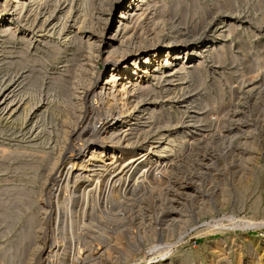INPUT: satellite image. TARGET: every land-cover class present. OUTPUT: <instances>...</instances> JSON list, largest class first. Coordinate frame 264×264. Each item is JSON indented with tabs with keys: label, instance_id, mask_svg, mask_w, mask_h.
I'll use <instances>...</instances> for the list:
<instances>
[{
	"label": "rangeland",
	"instance_id": "1",
	"mask_svg": "<svg viewBox=\"0 0 264 264\" xmlns=\"http://www.w3.org/2000/svg\"><path fill=\"white\" fill-rule=\"evenodd\" d=\"M50 2L35 6L33 11L22 12L23 15L20 13L19 18L15 17L18 20L10 26L6 20L0 22V264H24L28 249L32 248L34 255L31 264H99L98 260H92L95 256L91 252L82 255L80 259L76 258V247L81 246L85 241L84 227L81 228L80 234L71 238V232L75 231L78 225L86 224L87 220L90 222L92 219L87 202L83 201V193L89 184L77 186L72 179L74 174L65 171L62 175L59 173L57 175V169L50 173L46 169L48 160L60 150H64L62 153L66 157L71 154H84L85 159H82L87 160L88 152L99 148L102 150L105 146L100 140L102 132H97L101 128L91 127L87 132L79 130L84 122L82 120L84 115L74 122L73 125L76 126H71L68 130L79 132L77 134L79 136L63 138L62 121L58 114L62 105L68 100L67 92L70 86L63 75L66 66L63 62L72 57L73 50H65L60 38L51 28L54 27V21L61 9L67 8L71 2L73 4L77 2L76 0ZM91 2L94 10H97L99 0H91ZM153 2L155 4L149 6L138 20L139 24L133 31L134 38L141 36L152 44L153 41L163 42L167 38L177 41L191 40L196 34L194 40L206 37L209 33L207 37L212 39L218 29L224 32L208 50L193 59L194 62L191 63L193 65L196 63L194 70L166 78L164 81L150 79L149 86L152 89L145 96V101L140 102L137 108L145 105L144 108L153 109L155 115L151 125L170 128L168 131L176 129L180 135L188 139L179 142L178 147L173 148L169 157L171 162L168 161L169 164H166L167 175L155 176L156 178L152 179L148 173L152 172L151 167L155 168L158 161L151 164L144 180L147 178L149 185H152L150 184L152 181L156 186L152 187L156 190L150 193L148 185L140 183L142 186L137 185L139 189L135 187L129 194L125 192L124 197L121 195L115 204L112 202L113 206L107 202L108 205L102 215H108L106 211L109 208L111 218L108 222L107 220L103 222L108 229L105 228V231L101 227L98 229L100 253L111 249H114L115 253L118 250L111 264H129L134 261L137 264H151L157 261L171 262L177 250V254L188 257L190 264H196L197 259H208L213 240L228 237L227 248L239 250L242 258L249 248V241H258L260 250L257 254L261 256L264 253V249L262 250L264 228L246 227V229L242 220L264 219V0H154ZM142 27L143 29H139ZM151 29H155L153 33ZM221 51L223 55H220ZM174 54L169 51L166 70H174L170 68ZM215 55L218 60L215 59ZM193 73L197 75L194 76ZM63 108L66 109L65 105ZM91 112L94 118L99 114L98 109ZM143 113L141 115L146 117L147 113ZM146 126L139 121L136 132L143 129L149 137L153 136ZM128 128L119 135L113 134L112 139L109 138L110 141H105L107 150L110 149L111 143H114L116 136L118 139H126L127 132L129 134L131 132ZM248 129L252 133L251 136ZM117 138L115 140H118ZM250 140L256 146L251 147V151L245 145L251 143ZM79 146L82 150L85 149L76 152ZM245 151L249 152V158L252 159L246 166L254 171L252 175L243 172L247 175L245 178L248 181L254 179L252 181L255 183L252 189L244 193L240 201L236 182L241 175V162L246 157ZM62 160L60 165L64 162ZM106 160L105 157L100 163L101 166L94 168L96 172L102 171L104 163L108 164ZM248 168L247 172L250 171ZM111 172L114 176V171ZM127 173L123 178L128 182L121 178L122 180L116 182V185L124 188L128 187V183L131 184L133 172ZM169 176L173 177H170L172 180L168 178ZM172 184L177 187H188L187 191L190 194L196 186L202 197L190 196L185 200L183 197L174 196V202L178 205L176 208L183 212L181 214L183 219H188L187 223L185 220L180 225L184 227L180 230H184H177L178 232L172 236V243L168 241L164 247V239L158 236L153 239L144 238L145 240L141 237L143 234L148 235V222L156 224L153 228L159 230L160 227L157 226L165 219L170 196L174 194L175 186ZM112 185L114 186V179L108 180L103 187L104 194L110 191L112 193L114 189ZM144 187L147 190L143 189ZM221 190H224L225 203L219 208L217 196ZM80 194H82L81 198H79ZM203 199L213 207L211 219L208 216L201 218L197 214L195 208L199 205L197 203L204 201ZM101 204L103 205V202ZM250 206L260 208V212L256 215L251 214ZM215 222L222 225L221 231L208 232L205 236L199 237L194 235L196 229L204 223L212 226ZM23 235H26V238ZM117 239L121 246L116 245ZM152 244H157V247L159 245V248L162 244L160 251L159 248L156 249L157 251L149 250ZM222 246L224 247L225 244ZM122 247L128 249L127 255L120 254ZM123 248L121 250H124ZM86 255L90 257L87 259ZM171 264L184 263L174 260Z\"/></svg>",
	"mask_w": 264,
	"mask_h": 264
},
{
	"label": "bare ground",
	"instance_id": "2",
	"mask_svg": "<svg viewBox=\"0 0 264 264\" xmlns=\"http://www.w3.org/2000/svg\"><path fill=\"white\" fill-rule=\"evenodd\" d=\"M49 1L53 2V0H1V2H0V15H2V17L0 16V22H2V21L4 22L6 20V22L10 26V25L14 24V21L16 22L18 20L20 13L27 12V11L30 12L35 6H40V5L46 4ZM153 1L154 0H99L100 4L98 5L97 10H94V6H92L91 0H76V2H77L76 4H73V2H71L67 8H65L63 10L61 9V11L57 14L56 19L54 21L55 22L54 27L51 28V29H53L55 34L60 38L61 44L63 45V48L65 50H67V49L73 50L72 57L70 56L71 57V58L69 57L70 59L67 58V61L63 62L66 65L65 70H63V75L65 76V80H68V81H66L67 84L68 83L70 84L68 92H67L68 100L64 104L66 109L63 108L64 105H62V109H61V111H59V114H58V116L61 118V121H62L61 123H62V129H63V132H62L63 138L67 139V137L79 136V135H77V134H79V132L78 133H76L74 131L69 132L68 130L70 129L71 126H76V124L73 125L74 122L78 121V119H80L81 116L84 115L82 117L83 118L82 120H84V122L82 123L79 130L80 131L85 130L87 132V129L91 128V127H94L95 129L101 128V130L97 131V132H102V134H101L102 137H100L101 138L100 140H101V144H105V146L102 148V150L99 148L97 150L95 149L96 151L88 152L89 159H87V160L82 159L85 157L84 154H81V153H80L81 155L80 154H76V155L71 154V155H69V157H66V155L62 153L64 150L63 151L60 150V151H58V153L55 156L53 154L52 158H50V160H48L49 164H48V161L46 160L47 161L46 165L48 164V167H46L44 165L46 167L48 173L53 172L54 170L57 169V175H58V173L60 175H62L65 171L69 172L71 174H74L72 179L75 180L74 184L77 183L76 184L77 186H79V185L84 186V185L89 184L88 186H86L87 189L83 193V201L87 202L86 204L88 206V210L90 211V213L92 215V219L90 220V222H88V220H87L86 224L78 225L76 230L71 232V238H74L77 234H80L79 232H80L81 228L84 227L86 230L84 243L81 244V246L78 245V247H76L77 248L76 258L77 259H80L82 257V255H85V254L91 252V254H93V256H95L94 259H92V260H98L99 262L98 261L97 262L99 264H111V260H112V258L114 260V254L118 250L115 253H114V249L113 250L111 249L108 252L100 253V250H101L99 247V245H100L99 241L100 240L98 239V237L100 236L98 234V229L101 227V229H103V231H105V228H107V227H105L103 224L105 223L106 220L108 222L109 221L108 219L111 218V217H109V216H111L108 212L110 210L109 208H108V211H106V214H108V215H102L103 211L106 209V205H108L107 202H109V204H112V202H114V204H115V202H117V200H119L118 198L121 197V195L123 196V194L125 192H126V194H129L130 190H133L135 187L138 188L140 183L141 184L143 183V185H145V184L148 185L147 188H148L150 193L152 190H154V189L156 190V188L152 187V186H155L152 183V181L150 183L152 185H149V182H147L148 179L145 178V180H144V177H146L147 173L149 172L151 164L154 161H158V163L155 165V168L152 169V167H151L152 172L148 173V175L149 174L151 175L150 177H152V179H155L156 178L155 176H159V175L163 176V174L167 175L166 164L169 161V157L172 154V150H174L173 148L178 147L177 145L179 142H184L188 139V137H184V136L180 135L178 133L179 131H177L176 129H173L172 131H168L170 128H165V127L158 126V125L155 127V125H151V122L153 124V117L155 115L153 112V109L150 110L149 108H144V107H146L145 105H144V107L137 108V105L140 104V102L145 101V96H147L150 92V89H152V87L149 86L151 84L150 79L152 78V80H154V81H158L159 79L164 81V79H166V78H171V77H174V76L180 75V74L182 75L185 72L189 73V71H191L195 67L194 65H196V63L194 65L191 63V62H194L193 59L198 57L202 52H205L206 50H208L209 46L212 43H214L216 39L223 36L224 30L218 29L217 31H215L217 33L215 34V36L212 37V39H210V37H207L210 34L209 33L206 37H203V38L198 39V40H194V38L197 37L196 36L197 34L196 35L194 34L195 37L193 36L194 38H191V40L188 38L189 40H186V41H184V40L177 41L176 39L167 38L166 41L160 42V41L156 40V41H153L152 44L151 43L149 44V42L145 41L141 36H139V38L135 37L137 39V40H135L134 35H133L134 34L133 31L135 30V26L139 24L138 20L141 18L142 14L146 12L148 7L151 6L152 4H155ZM94 5H96V4H94ZM184 13H182V14H184ZM22 15H23V13H22ZM16 16L18 17L17 19L15 18ZM144 16L146 17V15H144ZM14 19H16V20H14ZM146 19H147V17H146ZM210 22H211V20H210ZM139 29H143V27L139 28ZM149 30L150 29H148V31ZM154 30L155 29H151L152 33ZM230 30L231 29H229V32H230ZM141 31L142 30H140V32ZM193 32H195V31H193ZM141 33H143V32H141ZM226 33H228V32H226ZM154 35H158V34L154 33ZM160 44H162V45L160 46ZM216 48H217V46H216ZM169 51L170 52L172 51L173 53H175L173 56V60L170 61V68H172L174 70H170V69L166 70L165 69V67L168 64V58L170 57ZM220 55H223V52ZM215 59L218 60L217 56ZM68 65H70V66H68ZM201 67H203V66H201ZM197 71H199V70L197 69ZM197 74L193 73L194 76ZM197 77H199V76H197ZM167 83H168V81H167ZM153 100H154V98H153ZM134 104H135V106H134ZM59 106H61V104ZM119 106L121 107V109ZM128 106H129V108H128ZM94 109H98V111H99L98 112L99 114L98 115L96 114L97 116L95 115V118H94L93 113L91 112ZM129 109H131V111H129ZM143 112L147 113L146 117L141 115ZM143 114H145V113H143ZM139 121H142V124L147 125L146 127L148 129L147 128L146 129L149 130V132H151V134H153V136L149 137V134H147V133L145 134L143 129H141V130L139 129L140 131L136 132V128L138 127ZM128 127H130V128L132 127V128L129 129ZM76 128H78V126ZM126 128L129 129L128 131H131L130 134H129V132H127L128 135L126 136V139H123V140L120 138L118 139L116 136V138L118 140H115L116 139L115 138L114 143H111V145L109 146L110 149L107 150L108 147L106 146V142L110 141L109 138L112 139L113 134L119 135L121 131H124V129L127 130ZM249 129H248V131H249ZM250 131H251V129H250ZM243 132L245 133V131H243ZM251 132H250V136L252 135ZM189 133H191V132H189ZM124 134H125V132H124ZM181 134H182V132H181ZM238 134L239 133H237V136H238ZM244 135H246V134H244ZM241 136H243V135L241 134ZM118 137H120V136H118ZM204 138H206V137H204ZM91 139H93V138H91ZM193 140H196V139H193ZM203 140H205V139H203ZM206 142H207V140H206ZM229 142H231V140ZM243 142H245V141H243ZM245 145L248 146L249 149L251 147L255 146L252 143V141H251V143L249 142L248 144L245 143ZM230 146H231V144H230ZM78 148H80V149H78ZM78 148H76V150H75L76 152L77 151L78 152L83 151L85 149V148H83V150H82V147H80V146ZM247 149H246V151H248ZM246 151L244 152L245 153L244 156H246V157H244L243 162H241L242 168L240 170V174L242 175V177H239V176H241V175H239L237 182H236V184L238 186L236 191L238 194V200H240V201L242 200L244 193L247 190L252 189L253 184L255 183L252 181L254 179H251L248 181V179L245 178L247 176V175H245L246 173L252 175L253 171H254V169L251 171V168L249 166L248 167L250 168V171L247 172V170H246L248 168L246 166V164L251 163V161H252V159L249 158L250 157L249 152L246 153ZM250 151H251V149H250ZM234 155H237V154H234ZM105 157L107 159L106 161H108L107 162L108 164L104 163L102 166V169H101L102 171L96 172L95 167L98 165L101 166L100 163L103 159H105ZM123 157H124V159H123ZM62 159L64 160V162L62 164L63 166L60 165V161ZM178 159H179V157H178ZM171 160L173 161V159H171ZM86 162L87 163L89 162V164H85ZM169 162H171V161H169ZM176 164H178V163H176ZM168 166H167V168H168ZM245 166L247 168H245ZM249 168H248V170H249ZM170 169H168V171ZM112 170L114 171V176H112V173H113V172H111ZM129 171L133 172V176H131L132 177L131 184L128 183L129 184L128 187L127 186L124 188L122 187L123 188L122 189L121 186L119 187L118 185H116V182H118L121 178H123L124 175L126 176V173ZM241 171H242V173H241ZM243 171L245 172V174ZM89 173H90V175H89ZM168 173L171 174L170 172H168ZM161 176H159V177H161ZM170 177H172V176H169L168 178L171 179ZM110 179H112V180L114 179V186L112 185L114 187V189H113L112 193L108 189L110 191V193L104 194L103 187L107 183V181ZM152 179H150V180H152ZM123 180H124V178H123ZM159 180H161V179H159ZM126 181H127V179H126ZM141 184H140V186H142ZM180 185H182V184H180ZM183 185H185V184H183ZM73 186H75V185H72V187ZM173 186H175V185H173ZM79 189H81V188H79ZM143 189H145V187ZM174 189H175L176 193H175ZM174 189H173L174 194L173 193L171 194V196H170L171 200H169L167 210H165L166 217L161 222H159L160 224L157 226V227H160L159 230L158 231L154 230L153 226H155L156 224H154L153 222L152 223L148 222L149 230H147V231H149L150 233L148 232L147 233L148 235L142 233L143 235L141 238L153 239V237L158 236L159 238L164 239V241H165L164 247H165V245L167 244L168 241L170 242V244L172 243L171 242L172 236L178 232L177 230H180L181 227H183V226H180V225H182V222H184L186 220V223H187L188 218L183 219V216H181V214L183 212L179 211L176 208V207H178V205H177V203L174 202L175 201L174 196L177 195V197L180 196V198L183 197V199L186 200V198H188L190 196L193 198L202 197V194L199 192V189L196 186L193 188L192 194L188 193L187 190L189 188L186 186H178V187L175 186ZM106 190H107V188H106ZM145 190H147V189H145ZM133 191H131V192H133ZM219 193H220V191H219ZM80 195H79L80 196L79 198L82 197V194H80ZM223 196H224V190H221V193L217 196V201H218L217 207H219V208L223 207V205L225 203V202H223V199H224ZM193 198H192V200H193ZM194 200H197V199H194ZM203 200L205 201V199H203ZM81 201H82V199H81ZM204 201L202 202V200H201V203H197L199 205L195 204V205H197L195 209H197V214L201 218L204 216H208L211 219V218H213V216H211L212 212H213V207L210 204H208L207 201H205V202ZM78 202L80 203V201H78ZM102 202H103V205L101 204ZM182 202H184V201H182ZM190 202H191V200H190ZM199 202H200V200H199ZM118 203H119V201H118ZM114 204H112V206ZM180 204L182 205L183 203H180ZM185 204H187V203H185ZM57 205H58V207H60L59 203H57ZM184 208H186V207H184ZM250 208H251L250 209L251 214H253V215H256L260 212V208H256V207L252 208V206H250ZM179 209H181V208H179ZM87 213H88V211H87ZM183 215L185 216V214H183ZM9 217L11 219V216H9ZM230 221H228V222H230ZM217 222H221V221L219 220ZM242 222H243V226L245 228L247 227L248 229L249 228H251V229L264 228V219H261L260 221H255L254 219H249V220H244V221L242 220ZM186 223L184 224V226L186 225ZM112 224H114V223H112ZM232 224H234V223H232ZM221 227H222V225L216 224V222L212 226H207V224L204 223L200 228L196 229V232L194 233V235L196 237L205 236L208 232L221 231L220 230V229H222ZM234 227H237V226H234ZM107 229H106V231H108ZM183 230H180V231H183ZM82 231H83V229H82ZM143 231H145V230H143ZM29 233H31V232H29ZM101 233H102V230H101ZM26 234H27V232H26ZM23 236H25V238H26V235H23ZM31 238H33V237H31ZM36 238H38V237H36ZM113 238H115V237H113ZM28 240H30V239H28ZM18 241H19V239H18ZM228 241H229L228 237H220L219 239L213 240L211 242L210 254H209L208 259H205V260L197 259L196 264H264V253L261 256H258V254H257V251L260 250V244L258 241H257L258 243L256 242V240L255 241L254 240L249 241L250 245H249L248 250L246 251V255L244 258H242L240 256L241 253L239 250L235 251V250H231L230 247L227 248ZM116 242H117L116 245H118V244L120 245V243L118 242V239ZM144 244H145V242H144ZM224 244H225V246L223 247L222 245H224ZM113 245H115V244H113ZM156 245L157 244L150 245L149 250L155 251L156 249H158L159 245H158V247ZM237 245H238V243H237ZM161 246H162V244H161ZM161 246H160V248H161ZM114 247H116V246H114ZM164 247H162V249H164ZM117 248H119V247L117 246ZM122 248H120V254L127 255L128 249L125 250L124 249L125 247H124L123 248L124 250H121ZM160 248L158 249L159 251H160ZM169 248H171V247H169ZM241 249H243V248H241ZM263 249H264V247L262 248V250ZM33 250H34V248H32L31 250L28 249L27 257H26L24 264H31L33 262L32 261L33 260L32 258L34 255ZM177 252H178L177 250L174 252V256L171 258L172 261L177 260L178 262L182 261L184 264H190L188 257L186 255L177 254ZM160 253L163 254L162 252H160ZM153 255H156V254H153ZM87 257H90V256L86 255V258ZM76 258H74V259H76ZM83 258H85V257H83ZM124 259H127V258H124ZM81 261H82V259H81ZM132 261H134V260H132ZM171 262L166 263V262H162V261H157V262L151 263V264H171ZM129 264H137V263L134 261V262L129 263Z\"/></svg>",
	"mask_w": 264,
	"mask_h": 264
},
{
	"label": "built area",
	"instance_id": "3",
	"mask_svg": "<svg viewBox=\"0 0 264 264\" xmlns=\"http://www.w3.org/2000/svg\"><path fill=\"white\" fill-rule=\"evenodd\" d=\"M157 172H158V171H157ZM157 172H156V173H157Z\"/></svg>",
	"mask_w": 264,
	"mask_h": 264
}]
</instances>
